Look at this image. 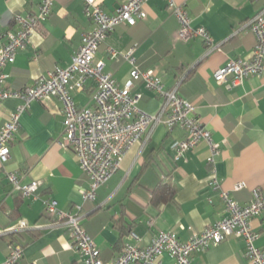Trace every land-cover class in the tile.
<instances>
[{
	"label": "crops",
	"instance_id": "1",
	"mask_svg": "<svg viewBox=\"0 0 264 264\" xmlns=\"http://www.w3.org/2000/svg\"><path fill=\"white\" fill-rule=\"evenodd\" d=\"M98 1L107 13L114 14L126 0ZM40 2L0 0V47L8 32L18 28L15 16L38 12ZM176 2L186 7L193 26L210 32L211 45L201 36L180 38V23L168 1L148 0L144 5L147 17L134 25H117L100 44L95 60L105 63V71L120 86L131 80V71L138 67L152 69L164 89L176 88L195 106L196 116L219 144L214 166L208 164L211 150L205 141L177 160L176 145L187 136L186 130L162 122L124 154L120 168L97 189L96 197L84 201L81 189L90 187V178L74 150L58 142L65 132L64 103L57 96L34 100L20 114L21 126L10 144L9 159L0 160V263L7 260L15 244H21L24 257L17 264H82L83 256L74 247L67 227L47 210L51 199L58 201L62 211L81 216V225L100 248L102 259L110 262L126 244L146 247L161 230L173 231L187 241L223 220L228 211L219 190L211 185L213 168L221 189L240 204L253 199L254 189L264 192V73L248 76L237 86L215 79V72L230 58L251 56L257 40L249 22L263 2ZM93 28L83 0H54L50 16L41 21L27 48L6 66L10 73L7 85L22 89L56 66H69L83 34ZM132 47L135 60L128 57ZM95 87V81L89 80L83 91L73 90L77 105L95 107ZM133 92L142 94L140 109L150 114L161 111L164 96L143 79L134 82ZM23 103L19 98L0 99V128ZM11 171L22 184L40 181L39 188L24 196L7 179ZM162 184L174 186L170 199L155 196ZM239 184L242 187L238 189ZM252 225L259 234L256 245L264 250V213L253 218ZM158 262L175 264V259L165 252ZM191 264L252 262L245 242L230 236L193 252Z\"/></svg>",
	"mask_w": 264,
	"mask_h": 264
},
{
	"label": "built area",
	"instance_id": "2",
	"mask_svg": "<svg viewBox=\"0 0 264 264\" xmlns=\"http://www.w3.org/2000/svg\"><path fill=\"white\" fill-rule=\"evenodd\" d=\"M83 1L85 15L92 21L94 28L83 34L72 63L67 67L56 66L41 75L35 84L22 89H12L7 85L10 73L6 71V66L14 63L17 54L27 48L41 21L50 16L54 0H41L39 10L34 14L15 16L18 28L8 32L6 43L0 47V99L19 98L24 103L10 114L0 128V160L6 162L10 157V144L21 126L20 114L34 100L57 96L64 103L65 116V132L58 142L61 146L74 150L83 171L90 178V187L81 189L84 201L96 197L97 189L120 168L124 154L143 140L149 130L162 122L170 128L178 125L186 130L187 136L176 145L177 160L186 151L205 141L211 150L208 164L214 166L215 155L220 150L219 144L214 141L212 132L196 116L195 106L180 96L176 88L164 89L161 78L152 69L142 71L138 67L131 71V80L120 86L105 71V63L95 60L100 44L117 25H134L147 17L144 5L148 0H126L114 14L107 13L98 0ZM167 1L180 23V38L187 40L201 36L207 44L213 43V36L205 27L193 26L185 6L178 4L176 0ZM257 1H262L263 5L249 22L257 40L252 54L250 57L230 58L215 72V79L219 82L230 81L231 86H237L248 76L264 73V0ZM134 51L135 47H132L128 52V57L132 60H135ZM110 52L117 54L112 48ZM140 79L165 98L163 107L157 114H150L138 106L142 94L134 93L133 85ZM89 80L96 83L92 97L95 107H80L75 102L72 91H83ZM7 179L24 196L33 194L41 184L38 180L22 184L13 171L7 172ZM210 181L212 187L219 190L226 204L228 215L223 220L194 233L187 241H182L173 231L161 230L146 247L126 244L110 262L102 259L100 248L82 227L79 214L62 211L56 199L49 200L46 206L48 212L60 217L61 223L67 227L74 247L83 256L82 264H161L158 258L165 252L175 259V264H191L193 252L205 250L230 236L239 237L245 242L246 254L252 264H264V250L256 245L259 234L252 225L253 218L264 213V192L254 189L253 199L249 203L240 204L229 191L221 189L216 168L212 169ZM241 187L242 184L237 186L238 189ZM131 236L139 239L134 232H131ZM23 257V246L15 244L7 260L0 264H17Z\"/></svg>",
	"mask_w": 264,
	"mask_h": 264
},
{
	"label": "trees",
	"instance_id": "3",
	"mask_svg": "<svg viewBox=\"0 0 264 264\" xmlns=\"http://www.w3.org/2000/svg\"><path fill=\"white\" fill-rule=\"evenodd\" d=\"M175 193V188L171 184H162L155 192V196L157 198H161L163 200L170 199Z\"/></svg>",
	"mask_w": 264,
	"mask_h": 264
}]
</instances>
